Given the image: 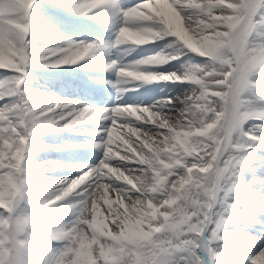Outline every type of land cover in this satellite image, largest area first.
Segmentation results:
<instances>
[{
	"label": "snow or ice",
	"instance_id": "6c2138e0",
	"mask_svg": "<svg viewBox=\"0 0 264 264\" xmlns=\"http://www.w3.org/2000/svg\"><path fill=\"white\" fill-rule=\"evenodd\" d=\"M0 264H264V0H0Z\"/></svg>",
	"mask_w": 264,
	"mask_h": 264
},
{
	"label": "rangeland",
	"instance_id": "374dc122",
	"mask_svg": "<svg viewBox=\"0 0 264 264\" xmlns=\"http://www.w3.org/2000/svg\"><path fill=\"white\" fill-rule=\"evenodd\" d=\"M51 142H62V141H57V140H52ZM53 158H60L61 154L60 153H53Z\"/></svg>",
	"mask_w": 264,
	"mask_h": 264
}]
</instances>
